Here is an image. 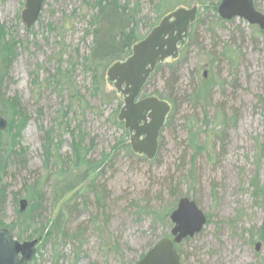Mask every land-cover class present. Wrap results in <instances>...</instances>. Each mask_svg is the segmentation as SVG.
Here are the masks:
<instances>
[{"label": "rangeland", "instance_id": "rangeland-1", "mask_svg": "<svg viewBox=\"0 0 264 264\" xmlns=\"http://www.w3.org/2000/svg\"><path fill=\"white\" fill-rule=\"evenodd\" d=\"M222 1L117 0L123 14L96 19L94 0H49L27 29L26 0H0V25L16 43L1 92L29 117L20 142L27 164L8 161L1 175L9 186L1 220L20 243L37 241L28 264H136L171 234L155 216L180 198L209 220L183 244V264H264V38L242 19L222 20ZM256 5L264 14V0ZM194 7L178 65L155 69L139 98L171 107L150 161L129 150L132 134L119 121L124 97L107 73L134 46L117 52L115 36L134 11L143 41L168 15ZM73 142L101 163L95 173L73 164ZM25 181L40 183L44 196L31 227L18 216L21 200L30 207Z\"/></svg>", "mask_w": 264, "mask_h": 264}, {"label": "water", "instance_id": "water-1", "mask_svg": "<svg viewBox=\"0 0 264 264\" xmlns=\"http://www.w3.org/2000/svg\"><path fill=\"white\" fill-rule=\"evenodd\" d=\"M49 0H26L21 18L27 29L39 20ZM106 1V0H103ZM256 0H223L218 7L222 20L242 19L264 31V14L255 7ZM198 8L178 9L165 17L146 39L133 47L132 55L122 63L114 64L107 73L114 88L124 97L119 121L131 134V148L135 154L154 160L159 150V137L171 110L170 105L156 97L139 100L140 95L156 67L175 59L180 46L188 38L189 28L197 19ZM206 76V73H205ZM8 123L0 118V132ZM28 206L21 200V212ZM171 238L161 239L136 264H181L182 257L176 245L200 234L207 225V216L194 200L180 199L172 212ZM37 241L20 243L8 229L0 228V264H28ZM261 243L255 246L260 252Z\"/></svg>", "mask_w": 264, "mask_h": 264}, {"label": "trees", "instance_id": "trees-1", "mask_svg": "<svg viewBox=\"0 0 264 264\" xmlns=\"http://www.w3.org/2000/svg\"><path fill=\"white\" fill-rule=\"evenodd\" d=\"M94 1H95L94 2L95 10L97 11L96 19L106 16L108 14L114 13L115 15H119L120 13L121 14L124 13L122 11V8H120V6L117 4V0H106V1L94 0ZM204 4H206V2L202 1L201 5H204ZM255 7L258 10L256 1H255ZM217 11H218V8H217ZM137 14L138 12L136 11L130 13L129 15L127 14L129 16L130 23L126 24V26H124L119 31L118 35L115 36V43H116L115 47L118 49L117 52L119 51L121 53H124L126 51L129 52V50H131V48L135 46V44L139 43L142 40L137 37L136 31H135L138 25L136 22ZM165 16H166V13L160 15V17L162 18ZM249 26L252 29L254 28V26H251V25ZM258 33L260 36L264 38V31L260 30V28H258ZM15 44H16L15 39L14 40L11 39L9 41L8 33H6L4 27L0 25V66L2 68L0 72V118H4L8 123L7 129L3 132H0V154H2V156L0 157V160H1V163H0V228L2 229L7 228V226L1 220V216H2L3 211L5 210L6 202L9 196L8 195L9 186L2 184L1 175L6 173V167H7L6 163H8V161L15 160L16 164L26 166L27 164L26 155L28 152L27 149L21 146L20 142H21L22 132L25 129L27 122L29 121V117L23 111L20 100L17 97L5 100L4 95L1 92L3 79L5 76H8L9 68L12 65V62L14 61V59L16 58ZM131 54L132 53L129 52L128 57ZM177 59H173L172 60L173 62L171 64L167 62L162 63L158 65L156 69H159L161 67L163 68L164 66L172 69L178 65ZM173 85H176V83L174 80V76H171L168 81V87L173 86ZM3 107L8 108V113H9L8 115H6L4 111L2 110ZM5 136H7L9 142L6 144V147H3L2 140L4 139ZM72 148H73L72 162L75 166H79V165L86 166L87 165V170L89 174L95 173L96 170L101 166V163L94 164L91 161L86 160L85 154L83 155L84 149L81 143L79 144V143L73 142ZM131 149L132 148L129 146V150ZM44 150H45L46 158L47 159L52 158L53 142L47 134L44 138ZM131 151L133 152V150ZM28 183H30V181H25V183L23 184V191L27 192V198L30 202V207L26 209L24 212H21V207H19L18 216L20 218L27 220V225L31 227V226H34L33 223L37 220V218L33 216L35 212L37 211V209L40 207V204H41L40 201L44 199V196L42 195L41 190L39 188L40 183H34V184H28ZM180 199L176 200V204L173 208L167 209L164 213L157 214L155 216V219L160 222L164 218V220L169 221V223L173 227V224L170 221V216L172 212L177 208V205ZM97 200L99 201L100 199L97 197ZM19 206H20V203H19ZM29 218H32V219H29ZM208 223H209V220L207 222V225ZM261 232H260L261 235L259 238L261 239V241L264 242V227L262 228ZM45 236L46 238H48L50 236V233L46 234ZM41 237L42 236H40V238ZM168 238H171V234L168 236ZM191 239L193 238H188L184 240L181 244L175 246V248L178 250L180 255L182 254L183 244L187 241H190ZM144 256H142L140 260ZM181 264H183V260H181Z\"/></svg>", "mask_w": 264, "mask_h": 264}]
</instances>
